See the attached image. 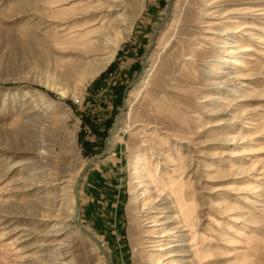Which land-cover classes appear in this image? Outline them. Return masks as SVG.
<instances>
[{
	"label": "rangeland",
	"instance_id": "1",
	"mask_svg": "<svg viewBox=\"0 0 264 264\" xmlns=\"http://www.w3.org/2000/svg\"><path fill=\"white\" fill-rule=\"evenodd\" d=\"M114 1L111 13L110 0H0V264H59L60 242L67 263L107 264L79 210L111 264H264V0H173L145 65L169 0ZM112 24L104 42H121L106 68L87 76L107 46L60 82L58 57L78 59L63 55L66 41ZM38 176L76 185L56 238ZM160 193L175 207L160 216L175 223L146 224L144 204ZM173 226L178 243L144 244Z\"/></svg>",
	"mask_w": 264,
	"mask_h": 264
},
{
	"label": "bare ground",
	"instance_id": "2",
	"mask_svg": "<svg viewBox=\"0 0 264 264\" xmlns=\"http://www.w3.org/2000/svg\"><path fill=\"white\" fill-rule=\"evenodd\" d=\"M70 1H75V0H70ZM79 1L86 2V1H91V0H79ZM110 2H111V5H108L107 8H105V11L112 13V11L116 8V4H114L116 1L110 0ZM117 3H118V1H117ZM86 8H87V10H85L82 17H84V18L86 17L88 19L90 16V17L94 18L93 19L94 22H98L100 16L96 13V11L91 9V8L89 9L88 6H86ZM96 10H98V9H96ZM89 12H93L94 14L88 15ZM117 18L118 17H116V20H118ZM84 23H86V22H84ZM86 24L87 25L91 24V21H88V23H86ZM125 24H126V22L120 23L121 26H124ZM89 26H91V25H89ZM72 29H71V31H72ZM112 29H115L113 24L110 25L107 29L105 28V31H103L101 33L99 31H97L98 29H95V28L90 29L86 32L85 31L79 32L77 35L73 36L74 37L73 40L66 41V43L64 40L63 41L61 40L62 38L59 39L58 36H60L61 34L58 35L56 33L58 35L57 36L58 38L54 37L52 43H54L57 46L64 44V43L66 45H68V44L72 45V47L68 46V47L62 48V50H63L62 53L64 55L67 52H72L73 54L77 55L76 57L78 58L76 61L72 60L70 62H66L65 61L66 57H64V56L58 57L59 61H62L61 64L63 65V67L68 70L66 73L60 74L58 76V80L60 82H62V81L65 82L66 80H68L75 70H77V69L79 70L80 68H84L87 66L88 59L91 56L99 54L107 46V48H109V50H110V52L108 51L109 56L106 59H101L99 64L93 66L89 70V74L87 76L93 77V76L99 74L101 71H103L106 68L107 64H109L114 59L115 54H116L115 49L118 47V45L121 42L119 36H117L114 40H112V43L104 42V36H109ZM93 31L98 33V34H96L95 37L91 36V34H93ZM121 33L123 34V36H125L129 32H127L126 30H122ZM26 43H27V48L31 49V47L33 46L31 40L28 39ZM231 48H232V46H231ZM233 48H235V47L233 46ZM244 50L247 51V49H243V51H241V52H244ZM227 54L230 55V54H235V53L233 51H228ZM39 60H40V64L43 65L44 60L43 59L42 60L39 59ZM244 64H245V62L242 59L237 61V66H245ZM224 77H226V76H224ZM236 77H238V76H236ZM219 78H220V80H223V79H221V77H219ZM241 79H243V78H241ZM233 81L234 80H232V78H231V80L230 79L229 80H223L222 82L220 81L221 83L220 82L216 83V86L220 85L225 90H228L231 88V85L234 84ZM138 160H141V156ZM146 175L144 177H146ZM37 180H41V183H42V189L38 188L40 191H38V194L37 193L36 194L38 196V199H37L38 207L42 209L41 220L48 221L47 222L48 229L46 231V236L56 238V237L60 236L61 234H63L68 229L69 221L75 215V213H72L71 210H72V208H74V204H75L74 187H76V185L70 179L69 180L65 179V180H62L61 182H59L58 179L53 180L52 178L50 179V177L38 176ZM57 183H61L62 185H64L63 194L57 195V191H58L56 188ZM35 184L36 185L38 184V186H39L38 182L37 183L35 182ZM49 188H52V189L49 193H47L46 190ZM164 196H163V193H160L156 197H154V195L151 194L150 203L146 202L144 204V213H146V215L144 217L145 220L143 221L144 223H146V222L151 223V222H149L151 219H152V222H161L162 221L163 222L162 225L168 224V223H173V222L175 223V219L173 218V215L166 214L163 217L160 216L162 214L164 215V213H174L175 212V207L173 206L171 196H168V195L165 197ZM158 200H159V203L157 202ZM152 211H155V213H154L155 215H153V216H152L153 213H151ZM78 212H80V210ZM148 223H146V224H148ZM145 226H147V225H145ZM153 230H155V229H153ZM177 232H178L177 226L176 227H174V226L173 227H163L160 230L159 235H151V234L146 235V239L144 240V244H147L148 248H153L155 245H158V244H161L159 246H164V245L166 246V245H169V244L174 243V242L178 243L179 240L178 241H170L173 238H178V239L180 238V236L175 235ZM153 236H155V237H153ZM140 244H142V243H140ZM64 246L65 245L63 243H61V242L58 243L57 250H59V254L61 256V259H59L60 260L59 264H70V263L65 262L66 258H65V254L63 253V247ZM173 247H175V246H169V247L167 246V249L173 248ZM160 251H162V250H160ZM173 252H175V250H170V254L167 258L173 257L174 256ZM53 261H55V260H53ZM178 262H179L178 264L186 263V261H184V260H179Z\"/></svg>",
	"mask_w": 264,
	"mask_h": 264
},
{
	"label": "water",
	"instance_id": "3",
	"mask_svg": "<svg viewBox=\"0 0 264 264\" xmlns=\"http://www.w3.org/2000/svg\"><path fill=\"white\" fill-rule=\"evenodd\" d=\"M172 1H173V0H169V4H168V7H167V11H166V18L163 20V22H162V23L159 25V27L156 29V31H155V33H154V35H153V37H152V41H151V43H150V46L148 47V49H147V51H146V53H145V55H144V57H143V63H144V65L146 64L147 57H148V55H149V53H150V51H151V49H152V46L154 45V40L156 39V37H157V35H158V32H159L160 28L164 25V23L166 22L167 17L170 15V9H171V5H172ZM127 90H128V88H127ZM118 122H119V121H118ZM118 122H117V124H118ZM113 131H114V129L111 130V132H110V136H111V134H112ZM110 141H111V140H110V138H109L108 141H107V144H106V149H105L104 155H105V154L109 151V149H110V143H111ZM76 224L79 226V228H80V230L82 231V233H83L86 237H88V239H90V241L93 242V243L96 245V247L99 249L100 253L103 254L106 263H107V264H111V263H110V260H109L108 253L106 252V250L104 249V247L102 246V244L98 241V239H96V237H95L91 232H89L88 230H86V229L84 228V226L82 225V223H81V213H80V212H78V214H77V217H76Z\"/></svg>",
	"mask_w": 264,
	"mask_h": 264
}]
</instances>
